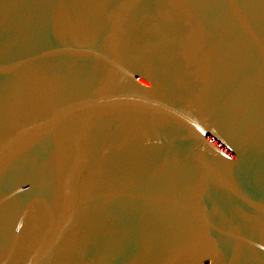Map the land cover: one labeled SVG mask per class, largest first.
Wrapping results in <instances>:
<instances>
[{
  "label": "water",
  "instance_id": "water-1",
  "mask_svg": "<svg viewBox=\"0 0 264 264\" xmlns=\"http://www.w3.org/2000/svg\"><path fill=\"white\" fill-rule=\"evenodd\" d=\"M0 264H264V0H0Z\"/></svg>",
  "mask_w": 264,
  "mask_h": 264
},
{
  "label": "snow or ice",
  "instance_id": "snow-or-ice-1",
  "mask_svg": "<svg viewBox=\"0 0 264 264\" xmlns=\"http://www.w3.org/2000/svg\"><path fill=\"white\" fill-rule=\"evenodd\" d=\"M4 71V69H0V72H3Z\"/></svg>",
  "mask_w": 264,
  "mask_h": 264
}]
</instances>
